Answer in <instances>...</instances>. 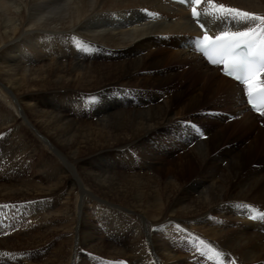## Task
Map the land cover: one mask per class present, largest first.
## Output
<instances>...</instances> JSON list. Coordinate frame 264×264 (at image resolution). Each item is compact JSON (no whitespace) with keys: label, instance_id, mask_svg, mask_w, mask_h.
<instances>
[{"label":"bare ground","instance_id":"6f19581e","mask_svg":"<svg viewBox=\"0 0 264 264\" xmlns=\"http://www.w3.org/2000/svg\"><path fill=\"white\" fill-rule=\"evenodd\" d=\"M216 2L264 15V0ZM201 20L213 35L224 30ZM196 33L189 8L171 0H0V206L9 205L0 207V264H264V219L253 218L264 213V127L243 104L241 85L163 37L188 45ZM53 92L71 106L82 96L88 108H103L95 123L102 137L88 132L86 140L103 159L81 173L85 180L79 175L75 209L69 214V192L61 218L53 199L79 171L84 158L75 155L87 137L41 110L66 108L45 100ZM206 102L216 107L197 111ZM222 107L237 115L233 122L224 124ZM188 113L215 134L185 126ZM113 150L141 156L147 172L122 184ZM188 171H196L191 179ZM95 209L107 216L91 220ZM196 237L205 245L194 250ZM208 244L223 255H201Z\"/></svg>","mask_w":264,"mask_h":264},{"label":"snow or ice","instance_id":"6c2138e0","mask_svg":"<svg viewBox=\"0 0 264 264\" xmlns=\"http://www.w3.org/2000/svg\"><path fill=\"white\" fill-rule=\"evenodd\" d=\"M186 2L192 5L191 15L204 33L201 37L190 38L195 50L201 52L212 65H223V73L241 84L249 104H252L254 96L264 98V15L217 3L216 0ZM201 4L206 6L198 10ZM202 17L208 18L213 24L220 23L224 30L214 37L209 35L205 24L200 23ZM233 26L242 27V30L232 31ZM182 123L200 133V129L190 122ZM0 207L7 208L9 205ZM253 218L264 219V213ZM197 244L205 245V241L196 237L191 247L196 250ZM198 250L203 256L208 252H214L216 256L223 255L218 245L208 244ZM105 264L124 262L108 261Z\"/></svg>","mask_w":264,"mask_h":264},{"label":"rangeland","instance_id":"374dc122","mask_svg":"<svg viewBox=\"0 0 264 264\" xmlns=\"http://www.w3.org/2000/svg\"><path fill=\"white\" fill-rule=\"evenodd\" d=\"M158 37H162V34H158ZM164 38H166V40H168V44L169 45H171L170 47L171 48H173L174 50L175 49H180V50H182V49H184V50H186L187 49V46H186V44H185V42L183 41V40H181V37L180 38H178V37H176V36H174V35H166V37L165 36H163ZM170 48V49H171ZM173 49H171V50H173ZM77 51H80V50H77ZM162 53V52H161ZM157 55H160V53L158 52L157 53ZM170 55V51L169 52H167V53H165V55H163L164 56V59H166L168 56ZM190 59V58H189ZM188 69L189 68V66L188 65H184V66H182V68L180 69V70H182V69ZM152 70H154V69H152ZM160 74H156V77L155 78H161V75L159 76ZM163 77V76H162ZM152 83V82H151ZM151 83H150V85H151ZM176 83H178V80H174L173 81V85H175ZM179 84V83H178ZM160 88H166V85H164V84H161L160 86H159ZM170 87V86H169ZM147 88V87H146ZM190 89V88H189ZM173 93V91L170 89V90H168L167 91V93ZM169 94V95H170ZM59 96H60V94H57L56 92H53L52 94H50V93H47L46 95H45V100L46 101H52V100H54V101H59ZM165 97V96H164ZM191 96H189L188 98H190ZM244 93H243V104L245 103L244 102ZM85 99H84V97H80V103H78L77 105H74V106H71L72 104H71V102H69L70 101V99H68V98H66V96H61V99H60V101H62L61 103L63 104V105H65V102H67V105L65 106L66 108H63L62 106V108H49V106H48V108H41V110L42 111H45L46 113H50V114H53V115H55L56 114V116H65V119L62 121L63 123H62V125L60 126L62 129H64V128H74L73 130H75L76 129V132H75V134L76 135H78L79 136V138H82V137H87V138H85L84 140H85V142L83 143V146L81 147V151L80 152H78L77 153V155H75V156H78V155H80V156H82L83 158H84V160L78 165V167H79V171H76V170H74L73 172H72V174L69 176L70 178H69V180H68V182H67V186H66V189L63 191V192H60L59 193V195H57V197L56 198H54L53 200H55L56 201V207L58 206V214H59V211H60V214H59V218H61L62 217V214H63V211H65V209H61V207H63V203L65 202V198L67 197V194L69 193V192H73V199H72V204L70 205V207H69V209H68V212H69V214H71L72 213V211L75 209V207H74V202L76 201V199H77V197L79 196V195H76V193H77V186H76V184L78 183V179H79V175H80V178H81V180L82 179H84L85 178V174L84 175H82L81 173L82 172H84V173H88V172H90V170H92L93 168H95V165H96V163L98 162V161H100V160H102L103 159V156H101L100 157V155L98 154V153H91L90 152V150H89V146H86V144H88L87 142L88 141H86V140H88V138H89V136L91 135V134H93V136L94 137H102V132H100L99 133V129H97V125L95 124L98 120H99V118H102V116L100 115V111L103 109V108H88V106L86 105V103H85V101H84ZM162 100H163V98H162ZM69 102V103H68ZM62 104H60V105H62ZM132 104V103H131ZM202 106V107H201ZM205 106V107H204ZM213 106L214 107H216V105H212V104H210V102H209V104H208V102H206L205 104H203V105H200L199 107H198V109H197V111H201V112H203V108L204 109H206V108H213ZM131 107L132 106H130V108H128V109H131ZM223 108V110H221V115L223 116V121H224V124H227V123H230V122H233L234 120H232V121H230V120H228V116H226V114H234V112L230 109V108H228V107H222ZM99 109V110H98ZM122 109H124V108H122ZM125 109H127V108H125ZM48 110V111H47ZM97 111H98V113H97ZM53 112V113H52ZM57 113H58V115H57ZM96 115H97V117H96ZM234 115H236V114H234ZM98 116H100V117H98ZM194 115H192V113H188V114H186V115H184V116H182V120H184L185 122L186 121H188V122H192V121H200V123L202 124L201 125V128L203 129V127H206L205 129L207 130V135H208V137H210L211 135L210 134H215V129H211L212 127H214V126H212L209 122H207L206 121V118L205 117H193ZM34 116H32V115H28V119L29 120H36V118L34 117ZM189 118V119H188ZM192 118H194L193 120H192ZM201 118V119H200ZM202 119H204V120H202ZM88 121V122H87ZM229 121V122H228ZM255 123H256V125L258 126V128L260 129V127H262V123H264V115L263 116H260V117H258L256 120H255ZM87 124V125H86ZM223 124V125H224ZM90 125V126H89ZM95 126V127H94ZM169 127L170 126H166V128H165V130H166V132L168 133V132H170L171 131V129L173 128H171L170 130H168L169 129ZM223 126H221V128H222ZM235 127V126H234ZM233 126H231L230 128H227V129H229L228 131H226V137H225V139L223 140V144H222V148H224L225 146H227V143H228V141H229V139L232 137L231 135L233 134L232 133V131L231 130H233V128H234ZM91 128V129H90ZM218 128H220V127H218ZM232 128V129H231ZM210 129H211V131H210ZM258 129V130H259ZM258 130H255L254 131V133H252L251 134V136H255L257 133H258ZM79 131V132H78ZM94 131H95V133H94ZM78 132V133H77ZM91 133V134H89V133ZM213 132V133H212ZM257 132V133H256ZM45 139V137H42V140H44ZM249 142V141H248ZM248 142H247V144H248ZM68 143V142H67ZM70 143V142H69ZM68 143V144H69ZM150 143V142H149ZM72 144H73V141H71V143H70V146L72 147ZM79 145V144H78ZM78 145H76V147L78 146ZM244 146H245V144H243ZM75 145L73 144V147H74ZM192 146H194V145H191V147ZM122 150V149H121ZM121 150H119L118 152H117V150H113V152H111V156H114V157H116V160H118V162H120L121 164H120V168H119V170L122 172V174H123V179H122V184H127V185H129L128 183H130L129 182V179L127 178V177H129V175H132L133 173H141V172H147L146 171V162H148L147 160L146 161H143V162H139V160H140V157L141 156H138V155H136V154H133V155H128V154H126V155H124L123 153H121ZM263 150H264V146H261L259 149H258V156H257V159H261L262 160V162L264 163V155H262V153L261 152H263ZM181 151V152H180ZM67 152H71V155L73 156V153L75 152L76 153V148H71V150H69V151H67ZM115 152V153H114ZM126 152V151H125ZM179 152H180V154L181 153H183V152H185V149H179L177 152H176V155H179ZM178 153V154H177ZM102 155V154H101ZM110 154H108V156L106 155L105 157H106V159H108V160H112V158L109 156ZM98 156V157H97ZM212 156H215V149H214V153L212 154ZM95 161V162H94ZM256 161V160H255ZM259 161V160H258ZM257 162V161H256ZM143 163V164H142ZM60 164H62L61 162H60ZM90 164V165H89ZM249 165H251V166H253L254 165V162L253 163H250ZM81 166H83V167H81ZM100 172H101V170L100 169H98ZM97 171V170H96ZM98 171V172H99ZM77 173V174H76ZM196 173V171H193V172H191V171H188V173H187V178L188 179H191L193 176H194V174ZM63 173H61V174H59V177H64L63 179H67V175H66V173L64 174V175H62ZM74 174V175H73ZM89 174V173H88ZM78 175V176H77ZM75 176V177H74ZM75 179V180H74ZM77 180V181H76ZM85 180V179H84ZM125 180H127V181H125ZM86 182V181H85ZM92 181H87L86 182V187L87 188H89V186H90V183H91ZM128 182V183H127ZM87 183H88V186H87ZM93 183V182H92ZM92 185V184H91ZM72 189V190H71ZM76 189V190H75ZM65 193V194H64ZM61 194V195H60ZM81 196V195H80ZM85 200H86V202H88V200L89 199H87V198H85ZM54 201V202H55ZM74 207V208H73ZM66 212V211H65ZM92 213L94 214V217H92L91 218V220H93V221H95V222H97V221H100L101 219H103L105 216H107L105 213H98V209H95L94 211H92ZM108 214V213H107ZM67 217H69L68 215H67ZM85 217H86V215H85ZM64 218V217H63ZM66 218V217H65ZM100 219V220H99ZM65 222V221H64ZM66 223V222H65ZM62 238V239H61ZM64 238H63V236H61L60 234H59V236H57V240L58 241H62ZM109 240L107 239V242H108ZM105 242H106V240H105ZM58 243V242H57ZM59 244V243H58ZM110 251V250H109ZM111 252H113V250H111ZM106 253H108V251L106 252ZM106 253L105 252H103L101 255H99V256H102V257H105V255H106ZM105 254V255H104Z\"/></svg>","mask_w":264,"mask_h":264}]
</instances>
